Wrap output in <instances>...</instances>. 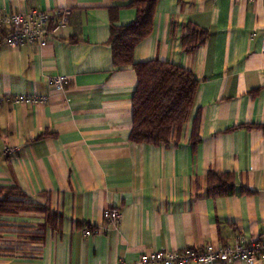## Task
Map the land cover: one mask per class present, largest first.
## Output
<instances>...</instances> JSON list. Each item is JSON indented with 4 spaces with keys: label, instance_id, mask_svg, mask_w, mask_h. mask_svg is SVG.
<instances>
[{
    "label": "crops",
    "instance_id": "1",
    "mask_svg": "<svg viewBox=\"0 0 264 264\" xmlns=\"http://www.w3.org/2000/svg\"><path fill=\"white\" fill-rule=\"evenodd\" d=\"M128 3L0 0V14L71 11L44 47L0 38V188L58 216L42 240L26 234L38 231L44 214L1 217L0 248L14 251L0 253V264L131 263L145 253L264 237V0H158L135 62H170L199 81L192 118L169 147L130 141L138 78L132 67L113 66L109 44L111 9L120 7L118 26L136 18ZM187 25L209 32L191 54L181 46ZM61 75L70 83L56 90ZM17 95L47 103H14ZM5 146L15 153L5 155ZM210 170L232 173L235 194L209 195ZM109 208L120 210L117 224L103 218ZM84 226L100 232L85 237Z\"/></svg>",
    "mask_w": 264,
    "mask_h": 264
},
{
    "label": "trees",
    "instance_id": "2",
    "mask_svg": "<svg viewBox=\"0 0 264 264\" xmlns=\"http://www.w3.org/2000/svg\"><path fill=\"white\" fill-rule=\"evenodd\" d=\"M129 2L127 6L136 10L135 20L126 26H118L117 11L111 9V35L109 44L112 51V63L116 69L132 67L137 74V86L132 99V129L130 141L136 144L152 146H171L177 144L184 125L192 118L199 81L190 70L170 62L152 60L136 63L135 48L153 32L158 0H114ZM209 37L206 29L195 25L184 27L181 37L182 49L193 53ZM199 116L194 120L192 143L198 144ZM246 128L254 126L246 125ZM207 192L211 196H231L236 192L235 177L232 173H218L210 170L206 176ZM242 193L249 194L247 189ZM19 213H40L45 222L39 225L37 232L26 235L33 240H42L48 226L54 227L58 216L50 208L28 202L25 196L15 188H0L1 217ZM10 248H0V253H13Z\"/></svg>",
    "mask_w": 264,
    "mask_h": 264
},
{
    "label": "built area",
    "instance_id": "3",
    "mask_svg": "<svg viewBox=\"0 0 264 264\" xmlns=\"http://www.w3.org/2000/svg\"><path fill=\"white\" fill-rule=\"evenodd\" d=\"M253 2L254 0H248ZM71 11L62 10H30L27 12H14L0 14V38L11 47H24L36 45L44 47L49 40L67 25ZM254 32L251 37H256ZM262 50L264 52V34L262 36ZM70 83L67 76H56L53 84L56 90H64ZM14 103L36 105L47 103V98L37 95H17ZM5 155L15 153V148L4 147ZM103 218L117 224L121 218L118 208H109L104 211ZM100 230L90 226H84L82 233L85 237L99 234ZM264 258V237L257 240H249L244 236L236 239L231 246H213L206 244L199 248H187L185 250H162L153 253L142 254L138 260L120 264H230L240 261L245 264H255L257 260Z\"/></svg>",
    "mask_w": 264,
    "mask_h": 264
}]
</instances>
